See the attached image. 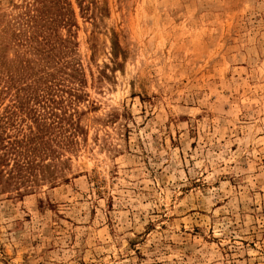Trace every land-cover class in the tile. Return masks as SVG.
Returning <instances> with one entry per match:
<instances>
[{"label":"rangeland","instance_id":"obj_1","mask_svg":"<svg viewBox=\"0 0 264 264\" xmlns=\"http://www.w3.org/2000/svg\"><path fill=\"white\" fill-rule=\"evenodd\" d=\"M1 134L0 264H264V0H0Z\"/></svg>","mask_w":264,"mask_h":264},{"label":"trees","instance_id":"obj_2","mask_svg":"<svg viewBox=\"0 0 264 264\" xmlns=\"http://www.w3.org/2000/svg\"><path fill=\"white\" fill-rule=\"evenodd\" d=\"M37 137V136H36ZM40 135H38L37 138H39ZM5 138L2 137V134L0 135V176L3 177L4 173L6 174L5 182L10 184L11 181L16 179L17 182L19 177H23V173H25L27 170H29L33 164V159L28 158H22L20 159L21 151L19 150L20 145H22L23 139H12L3 142ZM42 139V138H40ZM27 143V142H26ZM25 143V144H26ZM35 149H33L34 151ZM12 160V163L10 165L9 161ZM9 170L4 172L3 167L9 166Z\"/></svg>","mask_w":264,"mask_h":264}]
</instances>
